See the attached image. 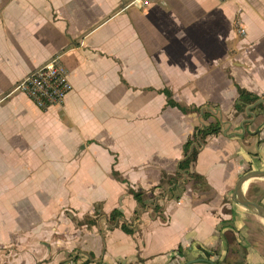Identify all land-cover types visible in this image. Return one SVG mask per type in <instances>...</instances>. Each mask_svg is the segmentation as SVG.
<instances>
[{
  "label": "crops",
  "instance_id": "obj_1",
  "mask_svg": "<svg viewBox=\"0 0 264 264\" xmlns=\"http://www.w3.org/2000/svg\"><path fill=\"white\" fill-rule=\"evenodd\" d=\"M132 1L0 0V264H264V220L231 198L264 171V112L233 110L236 85L264 94V0L123 9ZM56 55L72 86L61 106L11 93ZM163 89L211 116L168 106ZM214 122L194 164L208 189L184 184L160 214L155 189L139 209L128 188L174 175L186 140ZM243 192L264 207V179ZM95 207L93 225L77 223ZM114 209L132 234L111 227Z\"/></svg>",
  "mask_w": 264,
  "mask_h": 264
},
{
  "label": "trees",
  "instance_id": "obj_2",
  "mask_svg": "<svg viewBox=\"0 0 264 264\" xmlns=\"http://www.w3.org/2000/svg\"><path fill=\"white\" fill-rule=\"evenodd\" d=\"M236 87L237 97L233 104V110L235 112V115H242L244 117H248L245 115V108L254 102H256L259 99H264L263 95H256L254 93H251L243 88H240L239 86ZM161 93H163L166 97L167 105L170 107L177 108L179 111H181L184 114L188 113H199L201 112L202 116L206 119L209 116H211V111L213 108H210V106L202 107V106H181L178 103H176L172 99V94L169 90L163 89L161 90ZM253 113L256 115H260L264 112V104L259 103L255 107L251 109ZM221 127L218 122L210 123L207 126L197 128L189 137L186 142L182 146V158L179 160L177 164V170L174 175H167L165 173L161 174L160 182L157 186H154L147 191H135L132 188H128V192L132 195L134 200L137 203V207L139 209H144L146 207V204L143 203L141 197L146 194L147 192H153L155 189L158 190L157 192V198L156 200H153L150 206L152 207L153 211L160 214L161 213V205L158 203L159 199H177L178 195L173 193L175 190L182 191L184 184H190V187L195 192H204L208 189V186L206 184L205 179L194 172V164L197 159V155L199 153V150L206 142L207 138L216 136L220 133ZM114 177L121 181L125 182L122 178H119L115 173H113ZM138 210L135 212V214H138ZM88 219H85L84 221L77 222L78 224H86L87 226H91L95 223V220L99 217L98 207L94 208L93 218L90 216H87ZM122 217L121 213L118 210H112L108 216V221L111 225L117 226L119 225V219ZM120 229L126 233V234H132L133 233V227H131V224H127L126 222H122L119 225Z\"/></svg>",
  "mask_w": 264,
  "mask_h": 264
},
{
  "label": "built area",
  "instance_id": "obj_3",
  "mask_svg": "<svg viewBox=\"0 0 264 264\" xmlns=\"http://www.w3.org/2000/svg\"><path fill=\"white\" fill-rule=\"evenodd\" d=\"M150 3L151 0H133L124 5L123 9L134 7L144 10ZM60 58L61 55H56L29 72L13 86L11 93L24 95L39 110L61 106L71 92L72 86Z\"/></svg>",
  "mask_w": 264,
  "mask_h": 264
},
{
  "label": "water",
  "instance_id": "obj_4",
  "mask_svg": "<svg viewBox=\"0 0 264 264\" xmlns=\"http://www.w3.org/2000/svg\"><path fill=\"white\" fill-rule=\"evenodd\" d=\"M259 103L264 104V99H259L253 104L247 106L245 108V114L247 116H250L254 118V114L252 113L251 109L258 105ZM249 120H244V122H247ZM244 122H242L241 126L243 127ZM251 179H264V171H248L244 173L235 183L233 187V192L231 195V198L235 204H238L247 210H250L253 212L255 215L258 217L262 218L264 220V207L250 201L249 199L246 198L244 192H243V186L244 184L251 180ZM211 264V263H210Z\"/></svg>",
  "mask_w": 264,
  "mask_h": 264
},
{
  "label": "rangeland",
  "instance_id": "obj_5",
  "mask_svg": "<svg viewBox=\"0 0 264 264\" xmlns=\"http://www.w3.org/2000/svg\"><path fill=\"white\" fill-rule=\"evenodd\" d=\"M88 219V217L87 216H84L83 218H82V221H84L85 222V219Z\"/></svg>",
  "mask_w": 264,
  "mask_h": 264
},
{
  "label": "bare ground",
  "instance_id": "obj_6",
  "mask_svg": "<svg viewBox=\"0 0 264 264\" xmlns=\"http://www.w3.org/2000/svg\"><path fill=\"white\" fill-rule=\"evenodd\" d=\"M245 185V184H244ZM244 187V186H243Z\"/></svg>",
  "mask_w": 264,
  "mask_h": 264
}]
</instances>
